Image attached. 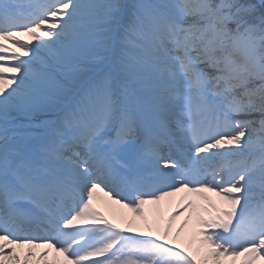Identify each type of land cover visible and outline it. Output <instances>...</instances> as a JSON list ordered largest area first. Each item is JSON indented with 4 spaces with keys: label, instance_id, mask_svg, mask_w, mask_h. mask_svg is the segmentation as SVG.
<instances>
[{
    "label": "snow or ice",
    "instance_id": "6c2138e0",
    "mask_svg": "<svg viewBox=\"0 0 264 264\" xmlns=\"http://www.w3.org/2000/svg\"><path fill=\"white\" fill-rule=\"evenodd\" d=\"M0 264H264V0H0Z\"/></svg>",
    "mask_w": 264,
    "mask_h": 264
},
{
    "label": "bare ground",
    "instance_id": "6f19581e",
    "mask_svg": "<svg viewBox=\"0 0 264 264\" xmlns=\"http://www.w3.org/2000/svg\"><path fill=\"white\" fill-rule=\"evenodd\" d=\"M35 43V42H33ZM173 200H175V198H173ZM164 209H165V215H167V212L170 210L167 206V204L163 205ZM152 209V205H147V210H146V215L148 216V219L150 220L149 222L152 221V214H151V210ZM101 210H103L105 212V215L108 216L109 219H112L114 222H119L122 223V221L120 220V216L119 213L123 212L124 209H120L119 206L113 205L112 206V211L109 212L107 209L102 208ZM124 214H126L125 212H123ZM180 219L178 218L177 221L174 223L173 226V230H175V227L179 225L180 223ZM137 223H139V220L137 218ZM186 233L191 231V225L189 226L188 229L185 230ZM127 235H136V233H126ZM186 241L182 238L181 243H185ZM195 244H193V248H195ZM52 253L49 254V259L52 257Z\"/></svg>",
    "mask_w": 264,
    "mask_h": 264
},
{
    "label": "rangeland",
    "instance_id": "374dc122",
    "mask_svg": "<svg viewBox=\"0 0 264 264\" xmlns=\"http://www.w3.org/2000/svg\"><path fill=\"white\" fill-rule=\"evenodd\" d=\"M154 208V206H152V209Z\"/></svg>",
    "mask_w": 264,
    "mask_h": 264
}]
</instances>
